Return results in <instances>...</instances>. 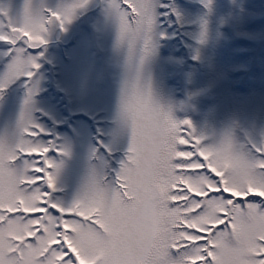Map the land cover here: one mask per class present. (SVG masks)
I'll return each instance as SVG.
<instances>
[{
    "label": "snow or ice",
    "instance_id": "obj_1",
    "mask_svg": "<svg viewBox=\"0 0 264 264\" xmlns=\"http://www.w3.org/2000/svg\"><path fill=\"white\" fill-rule=\"evenodd\" d=\"M184 24L174 0L0 6V105L22 89L0 136V264H264V63L209 61L177 100L183 79L153 68L183 63L161 53Z\"/></svg>",
    "mask_w": 264,
    "mask_h": 264
},
{
    "label": "rangeland",
    "instance_id": "obj_2",
    "mask_svg": "<svg viewBox=\"0 0 264 264\" xmlns=\"http://www.w3.org/2000/svg\"><path fill=\"white\" fill-rule=\"evenodd\" d=\"M21 0H0V6H10L15 13ZM170 3L172 0H163ZM175 5L185 17L184 27L169 28L170 32L178 33L176 40L162 49V56L171 57L175 61H182L178 68L164 61L153 68V75L157 80L164 78L172 86V73L177 72V78H182L185 87L177 89L175 98L183 99L188 87L195 88L199 82L209 75L206 64L209 61L217 67H227L243 61H254L257 69L264 63V0H214L213 11L208 13L202 0H174ZM167 11V9H161ZM201 19H207L209 39L206 45H199L195 37L200 32ZM165 28L168 24L165 23ZM255 41V42H251ZM0 44V51H3ZM175 49L174 51L172 49ZM199 48L202 59L197 61L193 57L195 49ZM3 65L0 64V71ZM193 75V84H187V76ZM22 89L13 85L0 105V136L6 132L15 131V124L20 108ZM178 118H184L186 113L177 111ZM192 119L203 129L204 117L200 114H190ZM209 133L211 128L206 129ZM258 135V133H257ZM122 153H118V156ZM87 170L84 165L77 164L69 176L61 182L62 190L56 195L70 203L80 191ZM259 199V198H257Z\"/></svg>",
    "mask_w": 264,
    "mask_h": 264
}]
</instances>
